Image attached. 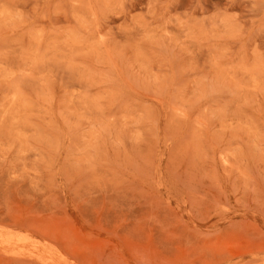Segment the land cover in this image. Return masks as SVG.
Here are the masks:
<instances>
[{
	"label": "rangeland",
	"instance_id": "374dc122",
	"mask_svg": "<svg viewBox=\"0 0 264 264\" xmlns=\"http://www.w3.org/2000/svg\"><path fill=\"white\" fill-rule=\"evenodd\" d=\"M0 264H264V0H0Z\"/></svg>",
	"mask_w": 264,
	"mask_h": 264
},
{
	"label": "bare ground",
	"instance_id": "6f19581e",
	"mask_svg": "<svg viewBox=\"0 0 264 264\" xmlns=\"http://www.w3.org/2000/svg\"><path fill=\"white\" fill-rule=\"evenodd\" d=\"M22 240H20V242H21ZM24 241V240H23ZM56 252V251H55ZM36 254V253H35ZM48 259H50V258H48Z\"/></svg>",
	"mask_w": 264,
	"mask_h": 264
}]
</instances>
